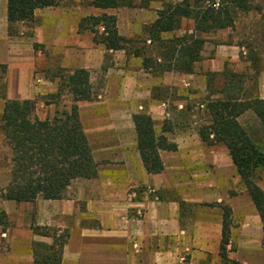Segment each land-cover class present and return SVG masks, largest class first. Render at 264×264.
<instances>
[{
    "label": "crops",
    "instance_id": "obj_1",
    "mask_svg": "<svg viewBox=\"0 0 264 264\" xmlns=\"http://www.w3.org/2000/svg\"><path fill=\"white\" fill-rule=\"evenodd\" d=\"M55 40L67 48L65 40ZM20 48L21 43L8 34L7 0H0V65L7 68L6 98L34 100L41 89L33 79L36 60L25 57ZM85 51L79 50L75 69H88L92 57ZM95 51V59L102 61ZM107 78L101 99L76 103L96 164L94 177L72 181L60 200L4 202L7 217L16 220L17 234L15 252L7 259L12 264H33L35 245L53 242L33 232L45 228L64 239L61 264H222L221 207L197 206L193 214L191 208L184 210L181 170L184 155L193 153L194 136L166 133L177 150L160 153L161 173H147L137 150L133 87L118 74L109 72ZM54 103L38 114L39 120L53 113ZM160 126L156 125L157 133ZM195 138L199 140L196 134ZM10 205L23 210L12 211ZM254 218V228L246 222L239 230L231 227L228 258L236 264H264L261 223L257 214Z\"/></svg>",
    "mask_w": 264,
    "mask_h": 264
},
{
    "label": "rangeland",
    "instance_id": "obj_2",
    "mask_svg": "<svg viewBox=\"0 0 264 264\" xmlns=\"http://www.w3.org/2000/svg\"><path fill=\"white\" fill-rule=\"evenodd\" d=\"M179 1L182 0H176ZM92 2L58 0L56 6L38 10L31 21L13 24L8 30L9 36L21 43L23 55L36 60L33 79L41 88L34 99L36 116L47 112V106L55 101L53 113L46 119H57V123L76 119V104L66 88L58 90V76L62 72L66 74L75 70L74 59L78 58L79 50H86L92 57L86 70L90 72L91 85L96 94L94 100L101 99L105 94L108 73L118 74L126 78V83L135 92V113L132 112V116L141 113L153 115L156 119L155 128L161 125V130L166 122L170 132L194 136L190 145L193 153L184 155L181 170L185 181V212L191 208L193 214L197 206H228L232 227L239 230L246 222L250 228H254L257 225L254 218L256 212L227 150L219 143L207 145L201 142L197 131L208 123L209 117L205 110L207 102L222 96L218 95L219 90L232 94L225 84L233 85L234 94L239 98L264 99V0H253L249 12L235 13L231 28L204 36L206 41L201 60L194 65L191 74L184 75L145 71L138 59L127 57L123 52H106L102 45L94 42L91 32H80L78 29L82 19L105 14L115 18L116 29L121 37L133 39L142 45L146 38L144 29L156 19L157 10L161 9L160 2H149L145 6L144 0H137L135 7L105 11L95 9ZM191 29L192 23L184 22L181 30L172 35L181 36L190 33ZM98 30L102 32L101 28ZM55 37L60 41L65 40L67 48L55 44ZM79 43L82 47H79ZM95 50L103 57L102 61H99V57L95 59ZM7 86V68L0 65V115L4 106L1 97L6 98ZM238 122L264 153V128L255 115L247 112ZM10 167V151L0 133V191L9 182ZM252 181L264 191L263 168L254 171ZM4 202L0 201L2 210ZM17 207L10 205L9 208L12 211L23 210ZM7 219L6 229L0 228V263L12 264L7 256L15 252L12 247L16 248L17 244L16 220ZM239 238L237 235L236 244Z\"/></svg>",
    "mask_w": 264,
    "mask_h": 264
},
{
    "label": "trees",
    "instance_id": "obj_3",
    "mask_svg": "<svg viewBox=\"0 0 264 264\" xmlns=\"http://www.w3.org/2000/svg\"><path fill=\"white\" fill-rule=\"evenodd\" d=\"M58 0H7L8 30L13 24L29 22L36 10L52 8ZM137 0H93L98 10L135 7ZM160 2L156 19L146 26L142 45L133 39L121 37L116 20L105 14L86 17L78 25L80 32L89 31L94 42L106 52H123L125 56L138 59L145 71L157 74H191L201 60L204 36L231 28L235 13L249 12L253 0H144ZM184 22H191L190 33L174 36ZM101 28L102 32H99ZM166 35H171L166 38ZM148 43V45H147ZM226 76V74H224ZM227 77V76H226ZM58 90L66 88L72 101L90 102L96 97L91 85L90 72L75 69L58 76ZM232 94L219 90L216 97L207 102L205 110L209 120L198 129L201 142L219 143L227 150L230 160L261 223V245L264 250V191L252 181L258 168L264 170V153L252 142L238 119L252 112L264 128V99L239 98L235 87L225 84ZM0 115V133L10 151L9 182L0 191V201L31 203L40 198L47 201L60 200L65 190L76 179H90L96 173L91 148L77 118L72 122L57 119L40 121L36 116L34 100H8L4 96ZM137 150L143 167L149 174L163 171L161 152H175L177 146L169 142L167 123L159 133L148 114L133 116ZM221 240L218 256L222 264H236L229 260L227 247L231 244V210L222 206ZM7 215L0 209V228L6 229ZM36 235L52 238L51 245H35L33 264H61L64 239L49 229L35 228ZM232 251V249H231Z\"/></svg>",
    "mask_w": 264,
    "mask_h": 264
}]
</instances>
